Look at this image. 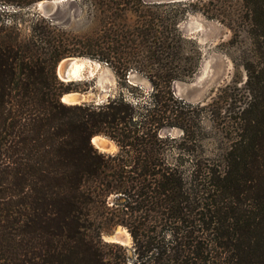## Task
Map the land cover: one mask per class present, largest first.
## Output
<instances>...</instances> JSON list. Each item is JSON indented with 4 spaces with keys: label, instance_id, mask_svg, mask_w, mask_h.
<instances>
[{
    "label": "trees",
    "instance_id": "trees-1",
    "mask_svg": "<svg viewBox=\"0 0 264 264\" xmlns=\"http://www.w3.org/2000/svg\"><path fill=\"white\" fill-rule=\"evenodd\" d=\"M42 1L0 0V264H264V0L203 10L248 43L241 104L226 117L174 95L201 59L179 30L182 2L67 0L51 16L25 12ZM73 6L81 33L55 23ZM69 57L108 67L116 92L62 103L79 90L56 76ZM203 115L234 134L216 160L195 155ZM175 129L181 137L167 134ZM96 136L116 152L98 151ZM118 227L131 256L103 241Z\"/></svg>",
    "mask_w": 264,
    "mask_h": 264
},
{
    "label": "rangeland",
    "instance_id": "rangeland-1",
    "mask_svg": "<svg viewBox=\"0 0 264 264\" xmlns=\"http://www.w3.org/2000/svg\"><path fill=\"white\" fill-rule=\"evenodd\" d=\"M153 1L163 3L168 0ZM179 1L187 6V12L179 24V30L186 39L196 43L200 50L201 59L196 73L191 78L174 82V95L177 98L181 97L182 101L192 106L216 103L214 105L220 108L222 115L225 113V117L231 116L241 104L239 100L242 99L243 85L246 80L241 62L248 43L244 38L239 39L238 43H233L231 31L219 21L210 19L203 13L204 9L212 8L209 0ZM212 4L216 5V3ZM219 5L226 9H233L237 7V0H223L216 6ZM25 12L42 14V10L37 9L36 6L26 9ZM78 13L76 6L64 9L55 17V23L66 31L81 33L85 30V22ZM135 80L140 86L148 87L146 81L140 78H135ZM74 84L79 89L76 92L84 95L85 103L99 104L116 92L115 76L108 67L102 64L91 80L74 82ZM85 84L88 89L80 91L84 89ZM199 125L200 129L197 132L198 148H196L195 155L216 160L228 146L234 134L231 131L222 130L208 115H203ZM171 137L179 138L181 132L176 129L172 130ZM104 141L105 144L99 151L104 153L116 152V146L111 141L108 139H104ZM114 233L123 236L124 240L117 245L126 249L127 255L131 256L132 241L131 238L129 241H125V233H127L125 229L121 227L114 229L110 234L103 235V241L113 243L108 238Z\"/></svg>",
    "mask_w": 264,
    "mask_h": 264
},
{
    "label": "water",
    "instance_id": "water-1",
    "mask_svg": "<svg viewBox=\"0 0 264 264\" xmlns=\"http://www.w3.org/2000/svg\"><path fill=\"white\" fill-rule=\"evenodd\" d=\"M65 1H67V0L42 1V2L38 3V4H41V7L38 6V4L36 5V7H37V9L42 10V14L44 16H50L53 14V12L57 8V6L60 5L61 3H64ZM167 2L172 3V2H180V1L179 0H168ZM80 61L89 63L91 65L95 64L97 66V71L101 67V63H99L97 61H93V60L88 59V58H83V57L64 58L56 66V76L58 77V79L63 83H74V82H81V81H85V80H91L95 76L97 71L91 77H87V71L84 68L82 71V77L83 78L77 79V78H73L71 76L72 67L74 66V64H76ZM63 97H69V98L65 102L62 100ZM178 98L180 100H182L181 97H178ZM84 100H85L84 95L77 93V92H71V93L64 94L60 98V101L64 104H67V105H79V104L85 103ZM171 132H172V130L168 131L167 134L171 136ZM96 137H101L103 139H106L105 137H102V136H96ZM108 239L110 241H112L113 244L114 243L115 244H119V243L121 244L122 240H123V236L120 235L119 233H114L111 236H109Z\"/></svg>",
    "mask_w": 264,
    "mask_h": 264
},
{
    "label": "bare ground",
    "instance_id": "bare-ground-1",
    "mask_svg": "<svg viewBox=\"0 0 264 264\" xmlns=\"http://www.w3.org/2000/svg\"><path fill=\"white\" fill-rule=\"evenodd\" d=\"M38 6L41 7V4H38ZM84 68L87 71V77H91L95 73V71L97 69V66L95 64L91 65L89 63L80 61V62L74 64V66L72 67V69H71V76L73 78H77V79L83 78L82 77V71H83ZM68 98L69 97H63L62 100L66 102ZM91 143L93 144V146L95 148H97L99 150V149H102L103 145L105 144V141L101 137H94L91 140ZM125 236H126L125 241L126 242L129 241L130 240V237H129L128 233H125Z\"/></svg>",
    "mask_w": 264,
    "mask_h": 264
}]
</instances>
